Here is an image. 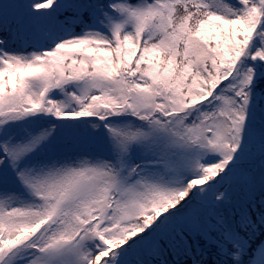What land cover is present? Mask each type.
I'll list each match as a JSON object with an SVG mask.
<instances>
[{
	"label": "snow or ice",
	"instance_id": "6c2138e0",
	"mask_svg": "<svg viewBox=\"0 0 264 264\" xmlns=\"http://www.w3.org/2000/svg\"><path fill=\"white\" fill-rule=\"evenodd\" d=\"M0 264H264V0H0Z\"/></svg>",
	"mask_w": 264,
	"mask_h": 264
}]
</instances>
